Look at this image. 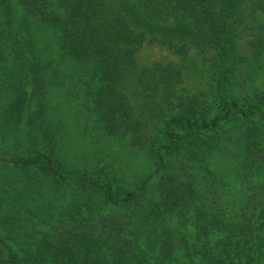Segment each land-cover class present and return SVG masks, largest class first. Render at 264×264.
<instances>
[{
  "label": "trees",
  "instance_id": "1",
  "mask_svg": "<svg viewBox=\"0 0 264 264\" xmlns=\"http://www.w3.org/2000/svg\"><path fill=\"white\" fill-rule=\"evenodd\" d=\"M144 43L196 49L208 93H182L172 62L140 66ZM256 66L264 0H0V264H264ZM61 88L148 158L140 183L100 154L70 161ZM218 153L239 172L234 210L203 188L235 182Z\"/></svg>",
  "mask_w": 264,
  "mask_h": 264
},
{
  "label": "rangeland",
  "instance_id": "2",
  "mask_svg": "<svg viewBox=\"0 0 264 264\" xmlns=\"http://www.w3.org/2000/svg\"><path fill=\"white\" fill-rule=\"evenodd\" d=\"M243 37V40L253 38L247 33ZM249 50L251 52L250 48ZM136 57L140 66H149L157 61L172 62L181 69L182 83L178 88L182 93H199L200 95L208 93L207 64L196 49L191 48L182 56L158 45L144 43L136 52ZM255 70H257L254 77L255 83L264 85V76L262 75L264 67L259 68L256 66ZM240 80L241 78H239ZM2 100L3 97L0 98V104ZM53 104L56 112L58 111L54 118L60 119L64 131L66 130L63 147L67 154L70 155L69 159L71 162H79L83 159L86 162L94 161V157L100 154L101 157H105L107 161L113 163L118 170L120 183L123 185H134V182L142 180L145 172L148 173L151 170L152 164L147 157L143 156L142 151L127 145L126 140H116L100 134L98 132L99 129L93 123V118L85 112L83 104L80 103L77 97L65 94V88L58 90ZM89 117L91 119H88ZM212 160L214 161V167L222 176L230 173L232 178L235 177V182L227 183V180L222 178V181H219L216 185L203 186V188L208 189V196L217 198L219 202L223 203L225 209L234 210L236 205L232 203L241 198V187L236 183V180L239 179V172L231 160H227L225 156L219 153ZM195 172L201 178V183L207 180L205 177H201L203 173H198L196 169ZM257 179L261 183L264 182V178L259 177ZM229 204L231 207H227Z\"/></svg>",
  "mask_w": 264,
  "mask_h": 264
}]
</instances>
